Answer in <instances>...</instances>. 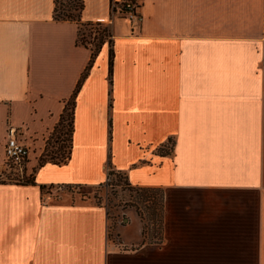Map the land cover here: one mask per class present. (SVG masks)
<instances>
[{
    "label": "crops",
    "instance_id": "crops-1",
    "mask_svg": "<svg viewBox=\"0 0 264 264\" xmlns=\"http://www.w3.org/2000/svg\"><path fill=\"white\" fill-rule=\"evenodd\" d=\"M83 1L82 22L110 25L112 76L106 43L77 94L68 164L0 184V264H264V0ZM129 1L140 21L113 10ZM54 8L0 0V167L12 127L27 174L91 59ZM109 163L164 191L160 243L137 212L114 242L107 208L72 191L106 183Z\"/></svg>",
    "mask_w": 264,
    "mask_h": 264
},
{
    "label": "trees",
    "instance_id": "trees-1",
    "mask_svg": "<svg viewBox=\"0 0 264 264\" xmlns=\"http://www.w3.org/2000/svg\"><path fill=\"white\" fill-rule=\"evenodd\" d=\"M84 7L85 4L83 0H55L54 20L75 22L78 25L77 44L91 51V59L72 97L70 98L69 101L66 102L65 108L61 115V119L54 128V130L52 131V133L50 134L46 148L44 149L42 155L40 156L38 160V164L33 170V174L30 175L27 181H25L22 184L35 185L36 184L35 174L38 172V170H40L41 168L45 167L48 164H52L56 166H64L68 164V162L71 160L72 150H73L74 117H75L77 94L81 88L82 83L85 81L91 69L93 68L103 46L106 43H109L110 45V59H109L110 78L112 76L114 51L112 47L113 34L110 25L105 23L82 22L81 17ZM120 13L123 14L124 11L120 10ZM65 136L67 137V142H68V146L66 147V150L64 146H61L59 151H55V150L49 151V146L52 144L53 140H55L56 143L62 142ZM173 146H174L173 140L169 139L165 144V146H163V149H160V152L163 154L170 155L173 151ZM120 174H123L125 176V179L127 181L126 184L127 187L131 188L133 191L135 190L137 192H143V193H150V192L160 193L159 211L161 212V216H162L161 223H163L164 222V191L161 189L133 187L129 182V179L126 174L115 171L114 166L111 163L108 164V176L120 175ZM110 183H108V185H110ZM105 184L106 183H104L100 187L104 186ZM46 188H47L46 186H41V189L43 191H45ZM149 201H151V198L149 199ZM150 203L151 206L149 205V209H153L156 203L154 202H150ZM108 215L110 218L109 210H108Z\"/></svg>",
    "mask_w": 264,
    "mask_h": 264
},
{
    "label": "rangeland",
    "instance_id": "rangeland-1",
    "mask_svg": "<svg viewBox=\"0 0 264 264\" xmlns=\"http://www.w3.org/2000/svg\"><path fill=\"white\" fill-rule=\"evenodd\" d=\"M61 146H64L66 150V147L68 146L66 136L62 142L56 143L55 140H53L52 144L49 146V151H59ZM36 151L37 148L34 152L36 153ZM30 175L32 174L26 173L22 176L11 164L5 163L0 167V183L22 184L27 181ZM126 184L127 181L125 176L120 174L111 176L110 185L106 183L102 187L93 189L81 187L75 188L72 191L77 193L78 199L85 201L92 200L105 206L109 210L110 235L114 242H120L119 237L121 235V231H123L124 234H126V232L127 234L134 233V227H129L130 215L133 212H137L143 224L144 242L160 243L163 235V223H161L162 216L159 211L160 193H143L135 190L133 191L131 188L127 187ZM150 198L151 201H149ZM150 202L156 203L153 209H149V205L151 206Z\"/></svg>",
    "mask_w": 264,
    "mask_h": 264
},
{
    "label": "built area",
    "instance_id": "built-area-1",
    "mask_svg": "<svg viewBox=\"0 0 264 264\" xmlns=\"http://www.w3.org/2000/svg\"><path fill=\"white\" fill-rule=\"evenodd\" d=\"M113 10L124 11V15L133 21H140L139 5L134 1L122 3L121 5L114 3ZM31 149L24 145L19 139L17 130L10 128L7 132V141L5 144V163L11 164L22 176L26 174L27 165L29 163ZM111 182V176L107 177V184Z\"/></svg>",
    "mask_w": 264,
    "mask_h": 264
}]
</instances>
